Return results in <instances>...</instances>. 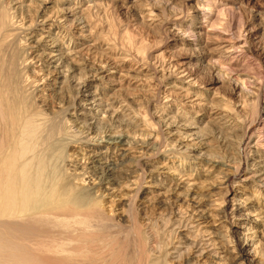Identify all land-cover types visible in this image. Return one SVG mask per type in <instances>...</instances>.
Returning a JSON list of instances; mask_svg holds the SVG:
<instances>
[{
	"label": "bare ground",
	"instance_id": "1",
	"mask_svg": "<svg viewBox=\"0 0 264 264\" xmlns=\"http://www.w3.org/2000/svg\"><path fill=\"white\" fill-rule=\"evenodd\" d=\"M99 3L100 0H5V3L0 1V51L6 54L10 43L13 41L17 44L19 41L24 43L21 49L26 56L25 60H22L23 63L22 61L17 62L16 67L10 61L1 60L0 64V264H160V259L151 255V251H154L153 244H147L146 237H143L140 232V234L136 232L132 235L125 232L122 237L116 236L114 239L107 236V231L115 229L117 226L110 220L101 218L96 207L103 197L130 186H134L133 190L138 193H146L145 188H141L137 184H143L147 179L154 177L152 170L149 169L151 167L149 163L155 157L165 156L168 158L169 155H172L169 159V164L172 166L166 168L164 176L160 175L159 178L164 193L173 194L175 197L178 190H192L191 188L200 184L193 177L191 178L190 172L183 174L175 167L177 163L175 149H167V147L175 146V143L172 145V138L176 135L173 133L175 121L168 123V121L160 120V135L157 133L150 138V133H148L144 135L149 137L148 139H141L139 136H128L124 128L114 127L117 123L116 117L110 119V123L98 124L102 126L96 125L94 128L98 131L85 136L80 131L66 140L67 144L65 145H75L80 150L87 151L88 155H82L79 160H74V158L70 160V155L64 153L60 161L59 156L57 158L59 170L63 171L62 175L65 173L64 181L69 185V188L76 189L79 194L85 195L84 197L92 198V200L95 198V200H89L92 202H89V205L79 203L78 206H75L72 201L60 202L51 206L49 210H42V208H46L42 196L39 201L40 205L38 208H34V200L40 194L38 191H41L43 195L45 193L43 187L45 181L44 179L31 180L32 164L34 162L42 174L48 164L47 161L52 159L54 153L50 152L49 148L48 150L43 148L39 150V154H34V148H31L30 142L36 137V132L41 124H36V114L27 116L21 124L17 117L18 112L16 111L15 114V110L18 109L15 90L17 89L18 93L23 90L21 79L24 78V74H20V72L23 70L24 64V66L28 65L33 69V73L40 76L37 80L39 86L36 87L40 90L36 89L35 97L44 107H46V100L49 98L50 92L63 95L67 92L66 89L71 86L76 91L77 97L85 100L86 103L90 99L96 98L93 102L98 103V108L101 102H105L97 97L99 94L84 95V92H88V89L92 88V82H100L98 85L100 89H103L104 92H112L107 94L110 101L118 95L120 97L122 90H125L126 87H143L146 83V87L153 88L150 89V93L158 103H161V98L164 100V106L171 108L178 102V106L188 108L186 112L189 114L190 111L187 110L194 112L195 109L196 116H194L205 119L211 128L214 126L227 127L229 131L238 125L240 128H244L246 119L243 114L245 105L242 98L248 97L250 94L246 79L235 78L230 89L234 97L239 98L233 105L235 116V113L230 112L226 108L227 106L221 103L222 101H218L216 96L215 86L220 83V77L203 85L200 78L189 68H186L183 63L177 64L174 59L168 62L162 61L160 53L154 55V51L150 52L146 61H143V58H138L137 64L134 63L135 65L129 67L130 69L135 66L132 70L136 72V78H141L138 82L129 80L128 72V77L123 74L122 68L130 60L129 58H108L106 56L108 59H103V62L102 59L96 61L98 54L96 50L101 49L102 45H98V42L102 38L98 40L92 36V26L89 22L92 20L90 17H93L90 13L94 9L99 11ZM15 14L19 15V21L24 24L16 25L13 21ZM152 16L154 15L152 14ZM142 23L144 22L142 21ZM176 37L177 34H173V41ZM107 44L106 46H108ZM222 44L221 52L223 51V54L231 57L237 49L236 44H230L227 39H224ZM174 48L177 50V47ZM104 51L110 53L111 49L106 47ZM57 61L60 65H54ZM64 67L67 69L66 72H71V74L85 71V75L76 76L74 81H70L71 77H69L68 81V78L63 76L64 72L61 71ZM61 77L66 81H59ZM150 77H154L155 82L152 85L150 82L149 86ZM228 78L232 80L231 77ZM171 79L173 80L170 81ZM67 83L72 84L69 87H63ZM223 102L225 101L223 100ZM115 103L118 104L117 101ZM85 105V103H79L78 108L87 107ZM112 114L114 115V113ZM70 115L72 118H76L81 114ZM113 115H111L112 118ZM126 119L124 126L136 123L137 118ZM81 123L83 126L86 125L84 121ZM118 124L120 125V123ZM175 142L177 143L178 140ZM192 144L185 145L187 151L195 150L192 148L195 144ZM112 148L121 150L123 155L117 156L118 159L107 156L108 151L111 152ZM138 151L145 152L146 155L148 153L147 157L133 156V153L139 154ZM99 157L100 159H98ZM261 157L259 155V158ZM136 158L144 160L145 162L141 166L147 168L139 171L140 179L136 181L137 184L130 176L134 173L132 167L140 165L136 163L138 162L135 161ZM103 159L104 161H102ZM133 160L135 165L131 163L134 162ZM207 161L210 162V165L216 164V168L219 165L228 167L225 162L211 159ZM27 169L28 171H26ZM260 170L264 171V166ZM260 176L263 177L260 180L264 181V173ZM260 180L259 182H261ZM153 181L152 179V183ZM208 195L197 197L196 199H199L197 202L194 198L191 199L194 200V207L190 211L191 214L187 215V222H181L182 226L178 227L181 238L179 237L176 247L169 248L167 257L179 263L181 255H185L186 251L192 249L196 258L200 259V257L204 258L208 255V257L218 260V264H225V255L223 254L227 251L222 249L224 243H231L229 239L232 237L231 234L237 235V230H239L238 235L243 233L240 238L241 243L237 246L240 255L251 257L253 262L249 260L250 264H264V250L261 249L260 234L250 228L255 224L261 230L264 229V212H261L262 216L257 212L254 215L241 214L240 212L243 211L246 204L240 199H234L235 197H232L229 203L221 199H206V202H203L205 205H202L200 201ZM48 204H51L49 199ZM211 212H214V215ZM253 212L255 213V211ZM230 215L234 218L233 227L236 229L230 232L227 231L228 229L220 232L226 218ZM210 221L212 226H210ZM207 227H212L215 231H211ZM192 235L193 238H189ZM229 252L234 253L233 250ZM154 253L156 252L154 251ZM163 261L167 262L164 259Z\"/></svg>",
	"mask_w": 264,
	"mask_h": 264
},
{
	"label": "rangeland",
	"instance_id": "2",
	"mask_svg": "<svg viewBox=\"0 0 264 264\" xmlns=\"http://www.w3.org/2000/svg\"><path fill=\"white\" fill-rule=\"evenodd\" d=\"M2 2L5 3V0ZM90 14L93 16L90 17L92 20L89 22L92 26V36L98 40L102 38L100 42H97L98 45H103H101V49L96 50L98 51L96 61L102 59L103 62L109 57L129 58L130 60L125 63L122 69L124 70L123 74L127 77L129 75L131 81L138 82L141 78L135 77L136 72L132 70L135 66L130 69L129 67L137 64L136 62L140 58L146 61L147 55L149 56V53L154 51V55L160 53L162 61L168 62L174 59L177 64L183 63L186 68H189L200 78L203 85H207L210 80L220 77V83L215 86L218 101H222L221 103L225 104L230 112L235 113L233 105L239 98L234 97L230 89L235 78L246 79L250 92L248 97L242 98L245 105L243 114L246 122L244 128H240L238 125L230 131L227 127L214 126L211 128L205 119L195 117V109L194 112L187 110L190 111L189 114L186 112L188 108L178 106V102L173 104L175 106L171 108L164 106V100L161 98V103H158L157 99L150 93V89L153 88L146 87V83L145 85L142 83L143 87H126L125 90H122L120 97L118 95L110 101L108 95L112 92H104L98 87L100 82H92V88L88 89V92H84V95L99 94L97 97L105 102H101L98 108V103L93 102L96 98L90 99L86 103L85 100L77 97L72 86L69 87L72 83H67L63 86L69 87L66 89L67 92L63 95L50 92L49 98L46 100V107H44L35 97L37 80L40 76L33 73V69L29 68L28 65L24 66V64L23 70L20 72V74H24V78L21 79L23 90L20 93L17 92V89L15 90V98L18 103L15 114L17 111L20 124L27 116L36 114V124L41 125L38 127L36 137L30 142V146L34 148V154H39V150L43 148L45 150L49 148V151L54 153L52 159L47 161L48 164L42 174L35 163L32 164L31 180L44 179L45 181L43 185L45 193L43 195L41 191H38L40 194L34 200V208H38L42 196L46 207L42 210H49L54 204L66 201L74 202L75 206H78L79 203L85 205L92 203L90 202L92 198L84 197L85 195L79 194L76 189L69 188V185L64 181L65 173L62 175L61 172L63 171L59 170L58 156L59 161L64 153L70 155V160L73 158L79 160L82 155L89 154L75 145H65L70 136L78 134L80 131L82 134L84 133V136L98 131L94 128L96 125L110 123V119L117 117V123L114 127L124 128L130 137L139 136L141 139H148L149 137H145V134L150 133V138H152L160 133V120L168 121V123L175 121L173 133L176 135L173 136L174 140L172 138V145L175 143V146L167 147V149H175V157L177 158L175 167L183 174L190 172L191 178L193 177L200 184L191 188L192 190H178L175 197L173 194L164 193L159 178L164 176L163 173L167 171L166 168L172 166L169 164L172 155H169L168 158L162 156L151 159L149 169L152 170L154 177L147 179L143 184H137L136 181L140 179L139 171L147 168L141 166L145 162L144 160L136 158L135 161H138L136 163L140 165L132 167L134 173L130 176L135 180V184L145 188L146 193H138L133 190L134 186L123 188L117 193L103 197L96 209L100 212L101 218L110 220L117 226L115 229L108 230L107 236L114 239L116 236L122 237L125 232L131 235L136 232L141 233L143 237H146L147 244H153L156 253L152 250L151 255L160 259V264H218V260L208 257V255L204 258L200 257V259L194 257L196 254H193L192 249L184 252L185 255H181L183 259L180 258L179 263L167 257V254L170 251L169 248L178 245V239L181 238L178 227L182 226L181 222H187V215L191 214L194 200L195 202L199 200L196 199L197 197L201 198L207 194L211 196L208 195L202 199L205 200L200 201L202 205H205L206 199H221L229 203L231 198L235 197L234 199H240L246 204V207L240 212L241 214L254 215L264 212V181L260 180L263 178L260 175L264 173L260 170L264 166V0H100L99 11L94 9ZM15 17L18 18L19 15L15 14L13 18L16 25L24 24L19 21V18L16 20ZM185 31L187 32L184 34ZM199 33L201 35H198ZM96 34L98 35L96 36ZM173 34H177L174 41ZM224 39L229 40L232 45L236 44L237 49L231 57L223 54V51L221 52L220 47H222ZM186 42H193L194 44ZM22 45L24 43L17 41L15 44L12 41L6 54L0 51V64L1 60L10 61L16 67L17 62L25 60L26 56L21 49ZM106 47H110V53L104 51ZM174 47H177V50ZM103 51L106 55L103 54ZM54 65H60L59 61L55 62ZM66 70L65 67L61 69L64 72L63 76H66L68 81L69 77H71L70 81H74L76 76L85 75V71L71 74ZM228 77H231L232 80ZM64 80L63 77L59 79V81ZM150 82L151 85L154 84V77L149 78V86ZM128 90L130 92H127ZM79 103H85L87 107L78 108ZM70 114L81 115L72 118ZM234 115L236 116V113ZM106 116L107 118H105ZM129 117H136V123L124 126L125 119ZM74 120L75 122H73ZM83 121L86 125L90 124L87 126L88 128L86 125L83 126L81 123ZM111 128L113 129V127ZM176 140H178L177 143ZM190 144L195 150H186L185 145L189 146ZM254 151H257L256 156L258 155V157L254 155ZM138 152L140 153H133V156L146 158L148 155L142 151ZM119 155H123V152L113 148L111 152L108 151L107 153V156L114 159H118L117 156ZM259 155L262 157L259 158ZM193 158L197 159L193 160ZM208 159L225 162L228 167L219 165L216 168V164L210 165ZM135 161L131 163L135 165ZM152 179L154 180L153 183ZM192 198H194L193 201ZM48 199L51 201L50 205ZM93 199L95 200V198ZM211 213L214 215V212ZM185 218L187 219L185 220ZM210 226H212L211 221ZM233 226L234 218L230 215L226 218L220 232L226 231V229L228 232L234 231L236 228ZM207 228L215 231L212 227ZM250 228L259 232L262 242L261 249L264 250V229L261 230L255 224ZM192 230L190 231L192 232ZM237 232V235L231 234L232 237L229 238L231 243L225 242L224 248H222L228 252V254H226L227 252L223 254L225 255V264H250L248 261L252 260L251 257L240 255L238 251L237 246L241 243L240 238L243 233L238 235L240 231L237 230ZM228 235L230 236V233ZM189 238H193V235ZM231 250L234 251L233 254L229 252ZM250 255L252 254L250 253ZM163 259L168 263L164 262Z\"/></svg>",
	"mask_w": 264,
	"mask_h": 264
}]
</instances>
